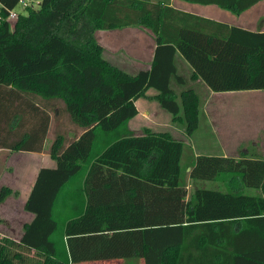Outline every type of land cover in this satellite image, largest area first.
Masks as SVG:
<instances>
[{
    "label": "trees",
    "instance_id": "obj_1",
    "mask_svg": "<svg viewBox=\"0 0 264 264\" xmlns=\"http://www.w3.org/2000/svg\"><path fill=\"white\" fill-rule=\"evenodd\" d=\"M184 1L241 14L262 0ZM18 5L0 0V149L43 152L52 116L82 132L68 146L56 135L49 153L57 168L40 170L26 202L35 218L20 245L35 256L0 238V264H264V159L199 156L184 169L182 142L128 129L150 89L188 136L198 129L199 95L189 89L178 99L171 88L174 77L185 84L178 53L213 92L264 90V32L178 11L169 0H39L11 23ZM138 25L157 47L151 69L130 75L104 58L96 33ZM189 179L230 190L189 195ZM12 194L3 188L0 202Z\"/></svg>",
    "mask_w": 264,
    "mask_h": 264
},
{
    "label": "crops",
    "instance_id": "obj_2",
    "mask_svg": "<svg viewBox=\"0 0 264 264\" xmlns=\"http://www.w3.org/2000/svg\"><path fill=\"white\" fill-rule=\"evenodd\" d=\"M169 6L178 11L219 23H226L251 32H264V0L241 14H234L216 5H202L184 0H169ZM129 28L125 27L127 30ZM145 28L151 32L152 37L143 33L136 38H128L127 43H123L124 47L121 44L130 31L117 33L115 29L104 30L105 33L102 36L104 39L106 37V41H108L104 43L99 40L103 47L104 58L130 75L150 70L157 43L155 34L147 27ZM100 32L102 31L100 30ZM129 41L136 46H128ZM175 64L178 71L177 75L185 81V84L181 85L176 77L171 79V88L179 96L178 99H180L182 92L189 89L195 90L200 97V122L196 132L192 136H188L185 122L173 121L172 114L164 109L155 98L159 95L158 90L155 89H150L147 92V97H141L136 101L139 113L130 120L129 130L135 136L144 135L146 129L155 133L170 134L175 140L184 144L182 165L191 155V152L186 151L185 148L189 145L192 150L193 147L196 149L195 153L193 152L195 159L199 156L264 159V90L213 92L202 79H192L194 70L180 53L175 57ZM248 94H254V97H247L248 99L259 100L263 102V105L258 108V103L253 106L254 102L242 101L241 98H244L242 96ZM55 118L58 119L56 122L64 120L62 116H52L43 152H17L10 149H0V192L6 187L17 193L0 202L1 239H8L20 245L25 233V226L32 223L35 218L33 213L25 210V205L40 170L42 168H57L56 161L47 149L48 137ZM135 120L138 127H130ZM70 128L79 130L75 125L67 127L66 130L68 131ZM71 134L72 132L67 133V135L64 134L69 138L66 142L67 146L75 139ZM186 163L191 165L193 161H190V164ZM187 171H190V167ZM20 247V251L27 256H35V249L21 245ZM17 262L14 260L15 264ZM124 263V260H120L84 264ZM140 264H144L143 260L140 261Z\"/></svg>",
    "mask_w": 264,
    "mask_h": 264
},
{
    "label": "rangeland",
    "instance_id": "obj_3",
    "mask_svg": "<svg viewBox=\"0 0 264 264\" xmlns=\"http://www.w3.org/2000/svg\"><path fill=\"white\" fill-rule=\"evenodd\" d=\"M35 7H38V5L36 3H35ZM24 9L25 8L22 5L19 4L16 7L15 10H16L17 13H20V12H24ZM12 22H15V21H12ZM126 28H128V27H126ZM132 29H134V30H132ZM101 31L102 32H100V33H99V31H97V33H96L97 40L98 41L100 40V41L106 43L108 40L106 41V37L104 39V37L102 36V34L105 33V32H103L104 30H101ZM115 31L117 33L118 32H120V33H123V32L128 33V31H130V33L128 35L126 34L127 36L124 38V42H122V44H121V46H123V47H124L123 43H127V39L128 38L133 39V38H136L138 35H142L143 33H146L148 36L152 37L151 32L149 30H146V28L144 26H141V25H138V26H135V27H130L128 30L125 29V28H115ZM145 39H146V37H145ZM100 41H99V43H100ZM128 46L134 47V46H136V44H134V43L131 44V42L129 41V45ZM262 94H263V92H262ZM253 95L254 94H248L247 96H242L244 98H241V99H242V101H245L247 103L254 102L253 106H256V103H258V105H259L258 108H260L263 105L262 104L263 102H261L259 100H256V99L252 100V99H248L247 98V97H254ZM257 95H259V94H257ZM62 105L63 104H61L60 107ZM62 117H63L62 119H64V120L63 121L61 120V122H56V121H58V119H56V118L53 121V125H52L51 131H50V134H49V137H48V142H47L48 152H50V147H51L52 143L54 142V140L56 139V135L58 133L59 134H63L64 133V134L67 135V133L72 132L71 136L74 137V135L76 133H77V135H79L81 133V131H82V129L79 128L76 125L75 126L78 127L79 130H73L72 128H70V130L67 131L66 128L67 127H71L74 124L72 123V121H71V119L69 117H67V116H62ZM130 127H135V128L138 127L137 121L135 120L130 125ZM128 129H129V125H128ZM66 139H67V141L69 140V138H67V136H66ZM185 148H186V151L191 152V155L189 157H187L185 163L183 164V168L184 169L187 166L186 162H188V164H190V161L194 162L196 160L195 157L193 156L195 151H196L195 147H193V150L191 149L192 147L190 145L187 146V147L185 146ZM74 181H77V184H78V179H76ZM74 184H72V186L70 187V189H69L70 191H72V190H74V189H76L78 187L77 186L76 188H74ZM232 186L240 188V184L235 185L234 182H233ZM198 188L219 189V190H222V191L230 190L229 187H228V184H226V182H222L221 180H218V181H205V180H195L194 181V180H190V179L188 180V193H189V195H192L194 193V191L196 189H198ZM243 192H246L248 194H257L258 193L257 191H255L253 189H243ZM124 261H125L124 264H140L141 259L140 258H131V259H125Z\"/></svg>",
    "mask_w": 264,
    "mask_h": 264
},
{
    "label": "built area",
    "instance_id": "obj_4",
    "mask_svg": "<svg viewBox=\"0 0 264 264\" xmlns=\"http://www.w3.org/2000/svg\"><path fill=\"white\" fill-rule=\"evenodd\" d=\"M35 3L38 4L39 0H19V4L22 5L24 8L27 7H35ZM19 13L16 10L10 12L9 21H16L18 19ZM14 23V22H12Z\"/></svg>",
    "mask_w": 264,
    "mask_h": 264
}]
</instances>
